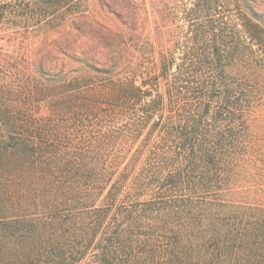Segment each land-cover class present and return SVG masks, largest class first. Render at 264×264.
Returning <instances> with one entry per match:
<instances>
[{
    "label": "trees",
    "instance_id": "trees-1",
    "mask_svg": "<svg viewBox=\"0 0 264 264\" xmlns=\"http://www.w3.org/2000/svg\"><path fill=\"white\" fill-rule=\"evenodd\" d=\"M196 1L203 18L214 5L235 7L229 20L237 29L210 22L206 45L214 51L187 54L179 68L175 91L193 103L168 132L178 140L175 171L153 176L166 195L126 203L139 155L107 147L158 131L171 103L147 94L151 82L139 80L129 56L80 51L81 38L73 55L60 57L44 42L40 52L0 56V68L10 67V77H0V264H264V187L244 180L264 182V132L256 104L240 102V84L229 77L242 49L264 55V10L256 0ZM23 2L0 0V24L28 17L12 13ZM30 7L32 17L53 22L87 15L86 0H31ZM115 33L125 48L126 33ZM162 61L157 80L171 63ZM211 69L216 75L205 78ZM238 110L253 118L243 152Z\"/></svg>",
    "mask_w": 264,
    "mask_h": 264
},
{
    "label": "rangeland",
    "instance_id": "rangeland-1",
    "mask_svg": "<svg viewBox=\"0 0 264 264\" xmlns=\"http://www.w3.org/2000/svg\"><path fill=\"white\" fill-rule=\"evenodd\" d=\"M134 1L141 3L136 6L131 4L130 0H86V17L78 20L72 16L68 17V20L57 18L53 22V18L32 17L31 0H24V8L13 10L12 13L13 15L27 14L28 17H11L0 24V56L7 54V50H15L18 52L15 56H22L27 52V47L29 50L40 52L43 51L41 47L44 42H47L53 44L54 52L64 57L65 54L76 53L81 38V43L84 42V44L80 51H89L92 55L98 53L103 56L106 54L129 56L133 71H138L139 80L146 76L151 82L150 88L143 87L147 90V94L163 98L164 103L171 102L167 105V114L164 115L166 120L158 131L147 134L146 128L140 137L134 141L130 140L128 144L107 146L113 151L126 149L130 153L129 157L134 153L139 155L140 162L136 169L135 181L128 184L121 196L128 204L133 201L147 200L156 195H166L161 193L153 176L157 172L168 174L175 171L174 163L176 164L179 158L178 140L175 135L169 137L171 133L168 132H175L183 111L193 103L188 94L182 91L180 95L178 91H175L180 84H176L180 78L179 68L187 54L191 53L199 58L202 53L208 55L214 51L213 47L209 48L206 45L212 44L210 22H213L215 27L220 22H226L224 24L226 28L237 29V22L229 19L238 13L235 7H215L214 5L208 14L209 17L203 18L199 14L200 7L196 0ZM256 4L258 8L264 10V0H256ZM57 15L60 17L61 13ZM50 22L51 25L48 27L46 24ZM116 31L126 33L128 45L123 49L119 46L120 38L116 35ZM198 31H202L203 34L198 35L200 34ZM236 36L240 39L242 46L249 45L250 40L242 31H238ZM14 41L18 42L14 44ZM164 57H167L171 63L166 71V77L157 80L156 77L160 75L156 72L159 70L158 67H163ZM237 58L233 62L236 72L233 71L229 77L240 84L241 91L236 95L240 102L252 100L256 104L255 123H259L258 131L264 132V55L260 49H257L253 56H250L248 50L242 49ZM9 69V66L0 68V77H10ZM203 74L205 78L212 79L216 71L206 70ZM12 80L17 81L16 78ZM110 91L101 93H112ZM219 91L220 89L215 87L211 95L218 96ZM103 94H100L101 101L106 100L113 104L123 102L122 98L105 99ZM213 105L220 104L214 102ZM98 107L105 108L104 105ZM236 117L241 120L240 138L236 145L239 146L237 150L243 152L249 147L250 138L246 129L253 118L244 110H238ZM119 124L107 122L106 125L113 126L112 129H114ZM101 125H105V121ZM210 125V122H206L204 130H208ZM227 127L230 128L231 125ZM263 134L260 133L262 136ZM246 158L242 157L243 160ZM244 180L246 183L254 184L255 188L264 187L262 181H250L249 178Z\"/></svg>",
    "mask_w": 264,
    "mask_h": 264
}]
</instances>
